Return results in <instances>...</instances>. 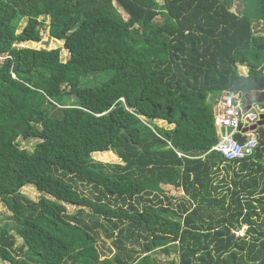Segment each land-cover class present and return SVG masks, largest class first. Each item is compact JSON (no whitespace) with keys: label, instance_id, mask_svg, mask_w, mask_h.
<instances>
[{"label":"trees","instance_id":"obj_1","mask_svg":"<svg viewBox=\"0 0 264 264\" xmlns=\"http://www.w3.org/2000/svg\"><path fill=\"white\" fill-rule=\"evenodd\" d=\"M41 17L65 61L17 45L42 41ZM261 22L264 0H0V200L13 215L0 264H166L154 253L172 245L171 264H264V126L244 160L170 147L217 143L209 93L264 89ZM111 151L120 162L94 156Z\"/></svg>","mask_w":264,"mask_h":264},{"label":"rangeland","instance_id":"obj_2","mask_svg":"<svg viewBox=\"0 0 264 264\" xmlns=\"http://www.w3.org/2000/svg\"><path fill=\"white\" fill-rule=\"evenodd\" d=\"M233 9H237L236 6ZM124 17L127 18L128 15L124 14ZM41 31H42V41L38 42V43H33V42H29V43H20L17 44L18 46L21 47H31V48H35V49H55V48H61V58L63 61H65L67 58H69L70 54L68 52V50H66L64 48V42L63 41H57L51 38L50 36V30H49V24H50V20L49 18H44L41 17ZM26 24V20H22L19 25H18V32H20L24 25ZM258 28L260 29H264V22H261L258 25ZM2 56H0V60H2ZM239 71L241 72V74H248L249 69L246 66H240L238 65ZM107 74V73H106ZM99 80L103 79V75H97ZM220 95H214V97L218 98ZM260 107V106H258ZM243 108L245 110H249V106L247 101L243 100ZM254 114L256 115H261L263 113H261L258 108L256 106L253 105V109L251 110ZM147 120V119H144ZM155 122V121H154ZM151 123V122H150ZM156 124H158L160 127L164 128V129H171L174 128L175 126L170 124V122L165 121V120H156ZM19 145L21 147L24 148H28V149H32V146L34 145V141H26L25 139H23L22 137L19 138L18 140ZM95 158L97 160H102L105 162H120L121 160L118 158V156L116 155V153L114 152H104L101 154H94ZM164 190L166 192V194L168 196H173L174 198H183L186 197L185 192L182 191L181 188H177L174 186H166L164 185ZM28 198L33 199V200H39L41 198V193L37 190V188L34 185H27L25 187L22 188L21 190ZM68 208L70 210V212H75V210H78V207L75 206H70L68 205ZM12 212L9 210V208L5 205V203L3 201L0 200V224L3 225L4 223H11L13 221V217H12ZM177 220H182L181 218H176ZM86 220H88V218L86 217ZM248 228V225L245 224V227L238 231L237 230V234L239 236H243L244 234H246V229ZM236 229H234L235 231ZM14 232V231H13ZM15 234V233H14ZM236 234V235H237ZM16 247L20 246L21 244L24 243V241L16 235ZM178 244V243H177ZM172 246H176L173 247L175 248V250L172 251V253L170 255H167L164 252L161 251H156L154 253V255L156 256V258H158L159 260L165 262L166 264H171L172 261H177L179 262L180 260V249H179V245H172ZM99 247L101 249V252L108 256H112L113 254V249L111 246H109V244H99ZM116 251V250H115ZM115 253V252H114ZM104 258V257H102Z\"/></svg>","mask_w":264,"mask_h":264},{"label":"built area","instance_id":"obj_3","mask_svg":"<svg viewBox=\"0 0 264 264\" xmlns=\"http://www.w3.org/2000/svg\"><path fill=\"white\" fill-rule=\"evenodd\" d=\"M217 100L215 109L219 140L207 154H220L227 161L244 160L254 155L259 146L261 133L260 127L256 129L252 127L259 123L261 115L254 114L251 111L252 106L245 110L239 94L225 92ZM259 109L260 112L263 111V108ZM237 135L244 141L237 139Z\"/></svg>","mask_w":264,"mask_h":264},{"label":"crops","instance_id":"obj_4","mask_svg":"<svg viewBox=\"0 0 264 264\" xmlns=\"http://www.w3.org/2000/svg\"><path fill=\"white\" fill-rule=\"evenodd\" d=\"M53 39V38H52ZM55 40V39H54ZM57 41H59V40H57ZM240 66H243V65H240ZM247 67V66H246ZM248 68V67H247ZM240 72V71H239ZM240 74H241V72H240ZM241 75H244V76H247L248 74H241ZM225 92H230V91H227V90H224V91H219V92H215V93H209V95H208V98H207V102L212 106V113H213V118H214V127H215V131H216V136H217V139L219 140V134H218V128H217V126H216V104H217V98L216 97H214V95H221V94H223V93H225ZM255 92H257V93H259V94H264V89L263 90H261V91H255ZM255 92H238V93H233V94H239V96L242 98V101L243 100H245V101H247V103H248V106L249 107H253V105L254 106H256L257 108H258V110L260 111V109H259V107H258V105L259 106H264V100L262 101V102H259L258 100H255V99H253L252 97L250 98H247L246 97V95L247 94H253V93H255ZM258 104V105H257ZM261 113H263V111L261 112ZM170 124H172V125H174L175 126V124H173L172 122H170ZM264 126V124L263 125H261V127H263ZM171 129H173V128H171ZM260 137V136H259ZM218 140H217V142H218ZM217 144V143H216ZM215 144V145H216ZM215 145H213V146H215ZM212 146V147H213ZM170 147L178 154V156L180 157V158H186V159H205L209 154H207L208 153V151L210 150V149H212V147L210 148V149H208V150H206V151H201V152H198V153H183V152H180V151H178V150H176L175 148H173V146H171L170 145ZM207 154V155H206ZM206 155V156H205ZM225 165H221L220 166V168H221V170H220V172H221V176H223V177H227V176H232L233 174H234V172L233 171H230V173H228L229 172V170H227L225 167H224ZM216 170V169H215ZM220 176V177H221ZM220 179H218L217 181H219ZM164 185L165 184H163L162 185V188L164 189ZM166 186H174V185H171V184H166ZM174 187H176V186H174ZM177 188H179V187H177ZM182 189V191L183 192H185L184 191V189L183 188H181ZM247 225L248 223H244V225ZM243 225V226H244Z\"/></svg>","mask_w":264,"mask_h":264},{"label":"water","instance_id":"obj_5","mask_svg":"<svg viewBox=\"0 0 264 264\" xmlns=\"http://www.w3.org/2000/svg\"><path fill=\"white\" fill-rule=\"evenodd\" d=\"M246 97L247 98H253V99H255V100H258L259 102H262L263 100H264V94H259V93H257V92H255V93H253V94H247L246 95ZM264 124V114H261V120L259 121V123L257 124V125H255V126H253L252 127V129H256L258 126H261V125H263ZM241 142H243L244 141V139L243 138H241L240 137V135H237L236 136Z\"/></svg>","mask_w":264,"mask_h":264},{"label":"clouds","instance_id":"obj_6","mask_svg":"<svg viewBox=\"0 0 264 264\" xmlns=\"http://www.w3.org/2000/svg\"><path fill=\"white\" fill-rule=\"evenodd\" d=\"M3 59V58H2ZM258 105V104H257ZM259 106V105H258ZM259 108H263V114H264V106H260ZM258 127H261V126H258ZM237 138V137H236ZM238 139V138H237ZM245 227V225L243 226V228ZM242 228V229H243ZM248 228H249V226H248ZM248 228L246 229V234H244L243 236H237L236 235V231L238 230V231H240V230H242V229H236L235 231L233 230V233L235 234V236H236V238H241V237H245L246 235H247V230H248Z\"/></svg>","mask_w":264,"mask_h":264}]
</instances>
